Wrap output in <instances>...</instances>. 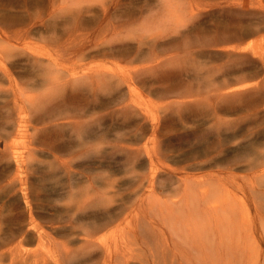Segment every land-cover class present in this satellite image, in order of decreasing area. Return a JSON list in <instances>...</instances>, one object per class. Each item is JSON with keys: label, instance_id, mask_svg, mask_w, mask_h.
I'll return each instance as SVG.
<instances>
[{"label": "rangeland", "instance_id": "1", "mask_svg": "<svg viewBox=\"0 0 264 264\" xmlns=\"http://www.w3.org/2000/svg\"><path fill=\"white\" fill-rule=\"evenodd\" d=\"M263 213L264 0H0V264H261Z\"/></svg>", "mask_w": 264, "mask_h": 264}, {"label": "bare ground", "instance_id": "2", "mask_svg": "<svg viewBox=\"0 0 264 264\" xmlns=\"http://www.w3.org/2000/svg\"><path fill=\"white\" fill-rule=\"evenodd\" d=\"M116 31V30H115ZM1 37H3L1 35ZM82 146V145H81ZM80 146V147H81ZM137 148V147H136ZM139 148V147H138ZM78 184V183H77ZM190 208V207H189ZM262 208V207H261ZM261 211V210H260ZM262 216V223H263V228H264V213ZM219 219H222V217H220ZM203 223V222H202ZM202 223H200L198 220H195V222L190 223L189 227H188V231L187 234L191 239H195L196 236L198 238L202 237L200 236V232L203 231V229H201ZM205 229L207 230L206 235L212 237V238H216L219 237L220 239L223 238V236L229 238V230L231 229V226L229 225V221L227 219V217L225 218V220H219L217 222H210V223H206L205 224ZM213 235V236H212ZM239 235V233L237 234L235 229H234V237ZM224 246L220 247V250L217 251L216 255L218 257V259L221 261V264H243V262L247 259V257L249 256L247 253H245L243 247L239 248L237 246L232 247V251L230 252H223ZM116 249H118L117 247H115ZM114 251V250H113ZM112 250H104L103 252H101L96 259H93L92 257H88L86 258L84 261L86 263H90L92 262V264H95V261L97 264H113L114 262L117 261L118 257L121 255H124L123 252H118L114 251L115 254H113ZM227 254L226 257H229V260L226 261L224 260L226 257H224ZM115 255V258H114ZM186 256V254H185ZM166 259V257H164ZM261 264H264V260L261 262Z\"/></svg>", "mask_w": 264, "mask_h": 264}]
</instances>
